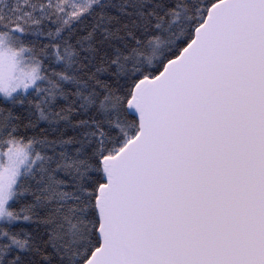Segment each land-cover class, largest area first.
Here are the masks:
<instances>
[{
	"label": "snow or ice",
	"instance_id": "snow-or-ice-1",
	"mask_svg": "<svg viewBox=\"0 0 264 264\" xmlns=\"http://www.w3.org/2000/svg\"><path fill=\"white\" fill-rule=\"evenodd\" d=\"M0 264H264V0H0Z\"/></svg>",
	"mask_w": 264,
	"mask_h": 264
}]
</instances>
